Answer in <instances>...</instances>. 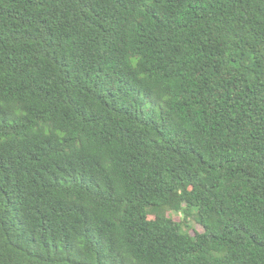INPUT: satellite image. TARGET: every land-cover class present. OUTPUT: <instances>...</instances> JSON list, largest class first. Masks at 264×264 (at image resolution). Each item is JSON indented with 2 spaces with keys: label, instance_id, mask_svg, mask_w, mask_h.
Returning <instances> with one entry per match:
<instances>
[{
  "label": "trees",
  "instance_id": "1",
  "mask_svg": "<svg viewBox=\"0 0 264 264\" xmlns=\"http://www.w3.org/2000/svg\"><path fill=\"white\" fill-rule=\"evenodd\" d=\"M0 264H264V0H0Z\"/></svg>",
  "mask_w": 264,
  "mask_h": 264
},
{
  "label": "rangeland",
  "instance_id": "2",
  "mask_svg": "<svg viewBox=\"0 0 264 264\" xmlns=\"http://www.w3.org/2000/svg\"><path fill=\"white\" fill-rule=\"evenodd\" d=\"M172 218L177 221V222H181L183 220V217L181 214H171ZM192 224V229L189 231L192 235H195L196 232H203L204 229L202 226H200L199 224L195 223V222H191Z\"/></svg>",
  "mask_w": 264,
  "mask_h": 264
}]
</instances>
